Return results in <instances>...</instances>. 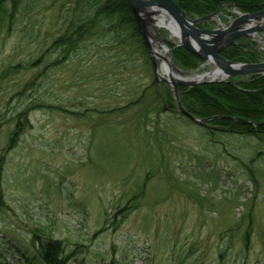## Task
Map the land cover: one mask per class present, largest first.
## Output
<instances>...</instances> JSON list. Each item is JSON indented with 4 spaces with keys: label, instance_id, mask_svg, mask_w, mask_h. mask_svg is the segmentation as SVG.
Listing matches in <instances>:
<instances>
[{
    "label": "rangeland",
    "instance_id": "rangeland-1",
    "mask_svg": "<svg viewBox=\"0 0 264 264\" xmlns=\"http://www.w3.org/2000/svg\"><path fill=\"white\" fill-rule=\"evenodd\" d=\"M51 1L29 0L9 29L0 26V264H41L43 238L61 241L67 264H264V159L250 163L255 141L215 143L169 103L158 115L153 109L164 95L153 82L154 70L167 76L163 63L183 79L201 74L197 81L242 91L264 73L208 79L216 67L200 57L194 69L181 67L172 48L184 47L152 22V48L163 55L164 43L167 54L149 53L152 72L141 58L133 71L112 70L114 52L100 60L87 51L51 67V51L39 57L64 2ZM226 6L201 17L181 10L205 18L199 28L222 29L245 14ZM241 39L254 55L226 57L228 45L219 56L264 62V30ZM23 110L30 126L8 149Z\"/></svg>",
    "mask_w": 264,
    "mask_h": 264
},
{
    "label": "trees",
    "instance_id": "trees-1",
    "mask_svg": "<svg viewBox=\"0 0 264 264\" xmlns=\"http://www.w3.org/2000/svg\"><path fill=\"white\" fill-rule=\"evenodd\" d=\"M60 1L52 0L51 2L56 4ZM63 1L57 9L56 34L50 36L47 48L39 57L43 58L51 51L55 57L50 61L49 66L59 67L87 51L94 52V57L100 60H104L105 56L114 52L115 60L108 61L112 70L133 71L138 66L136 61L141 58V66H147L151 72L153 71L148 48L141 37L128 0ZM174 1L185 14L197 17L218 11L217 7L221 5L233 6L243 13L264 11V0ZM22 4H25V7L29 6V0H0V26L6 25L9 29L16 20V14ZM198 26L202 27L203 22ZM250 44L249 40L238 41L225 48L222 54L229 58L234 55L241 57L254 55L255 51ZM172 56L176 63L186 69H194L201 61L198 56L187 52L182 47H173ZM100 78L103 77L100 76ZM153 82H158L159 87L164 88V95H158L156 97L158 101H153L155 113L158 115L160 111H164L165 103H169L181 117L192 123L179 113L171 88L162 81L154 79ZM241 85H244L245 90H237L226 83H206L191 88L179 86L178 99L188 113L199 119H207L203 124H195L202 129L203 136L214 140L215 143H220L222 138L230 137L254 140L255 147L252 148L250 156V163L253 164L259 159H264V76H257ZM103 87L107 92L111 91L107 89L109 86ZM131 104L133 102L130 101L117 105L106 110V113L121 112ZM74 113L77 112L71 114ZM27 117V110L17 114L14 129L9 137L8 149L18 140L24 128L30 126ZM237 118L249 120L253 124L243 123ZM245 237L249 239V231L245 233ZM36 253L38 262L41 264H67V258L62 255L61 241L57 239L38 240Z\"/></svg>",
    "mask_w": 264,
    "mask_h": 264
},
{
    "label": "water",
    "instance_id": "water-1",
    "mask_svg": "<svg viewBox=\"0 0 264 264\" xmlns=\"http://www.w3.org/2000/svg\"><path fill=\"white\" fill-rule=\"evenodd\" d=\"M128 2L152 60L155 55L164 60L166 59L155 48H152L153 45L148 38L147 24L165 15L172 17V20L177 25L179 44L190 53L205 61L212 62L216 69L222 68L221 71L225 75L264 73V62L254 64L232 63L218 54L226 46L233 44L238 37H253L254 32L264 30V21L260 24L255 21L260 17H264V11L242 14L236 17L228 27L222 29H202L197 24L205 18L191 19L183 13L174 0H128ZM162 45L166 49L164 43ZM154 75L156 80H161L174 89V98L180 114L198 124H203L207 120L198 119L183 108L178 99L177 86H196L209 80L191 81L175 77L169 73H166L167 76L163 77L156 70H154ZM237 120L253 124V122L248 120L240 118H237Z\"/></svg>",
    "mask_w": 264,
    "mask_h": 264
},
{
    "label": "bare ground",
    "instance_id": "bare-ground-1",
    "mask_svg": "<svg viewBox=\"0 0 264 264\" xmlns=\"http://www.w3.org/2000/svg\"><path fill=\"white\" fill-rule=\"evenodd\" d=\"M149 10H152V9H149ZM152 23H154V25H156L157 28H161V27L166 28L169 32V34H168L169 38L173 39L175 42H179V30L177 28L176 23L172 20V17H170V16L167 17V16L163 15V17H159V18L155 19ZM156 39H157V41L160 40V38H156ZM165 50L166 49H163L161 53L164 56H167ZM169 65H170V63H163V65L160 67L161 72L169 73V74L174 75L175 77L181 78L177 74L176 70L173 69V67H171V65L170 66ZM221 69L222 68H217L214 71L209 72L207 75L208 79L209 78L221 79L222 77H225V74L221 71ZM202 75H203V73H202ZM200 77H201V74L200 75L198 74V76L192 77V79L186 78V80L196 81Z\"/></svg>",
    "mask_w": 264,
    "mask_h": 264
}]
</instances>
